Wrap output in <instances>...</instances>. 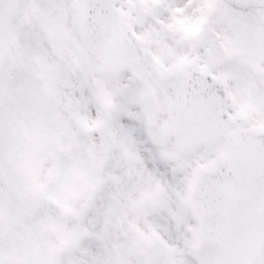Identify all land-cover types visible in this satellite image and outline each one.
<instances>
[{"label":"snow or ice","instance_id":"1","mask_svg":"<svg viewBox=\"0 0 264 264\" xmlns=\"http://www.w3.org/2000/svg\"><path fill=\"white\" fill-rule=\"evenodd\" d=\"M0 264H264V0H0Z\"/></svg>","mask_w":264,"mask_h":264}]
</instances>
